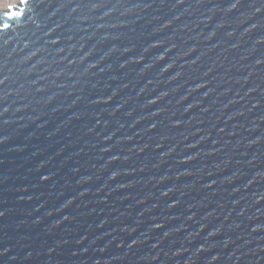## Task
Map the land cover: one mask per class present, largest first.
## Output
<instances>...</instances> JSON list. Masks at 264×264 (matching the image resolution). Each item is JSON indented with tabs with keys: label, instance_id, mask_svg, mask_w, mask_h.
Here are the masks:
<instances>
[{
	"label": "water",
	"instance_id": "95a60500",
	"mask_svg": "<svg viewBox=\"0 0 264 264\" xmlns=\"http://www.w3.org/2000/svg\"><path fill=\"white\" fill-rule=\"evenodd\" d=\"M13 7L0 264H264V0Z\"/></svg>",
	"mask_w": 264,
	"mask_h": 264
},
{
	"label": "rangeland",
	"instance_id": "374dc122",
	"mask_svg": "<svg viewBox=\"0 0 264 264\" xmlns=\"http://www.w3.org/2000/svg\"><path fill=\"white\" fill-rule=\"evenodd\" d=\"M22 0H15V2L8 6L7 4H4V5H0V12H5V13H11V10H10V7H13V6H17V7H13V10L14 11H17L20 7H22Z\"/></svg>",
	"mask_w": 264,
	"mask_h": 264
},
{
	"label": "trees",
	"instance_id": "16d2710c",
	"mask_svg": "<svg viewBox=\"0 0 264 264\" xmlns=\"http://www.w3.org/2000/svg\"><path fill=\"white\" fill-rule=\"evenodd\" d=\"M15 0H0V5L7 4L8 6L12 5Z\"/></svg>",
	"mask_w": 264,
	"mask_h": 264
},
{
	"label": "snow or ice",
	"instance_id": "6c2138e0",
	"mask_svg": "<svg viewBox=\"0 0 264 264\" xmlns=\"http://www.w3.org/2000/svg\"><path fill=\"white\" fill-rule=\"evenodd\" d=\"M22 3H28V0H22ZM235 6V5H234ZM16 15H22V13H16ZM12 17L11 16H9V19H11Z\"/></svg>",
	"mask_w": 264,
	"mask_h": 264
}]
</instances>
